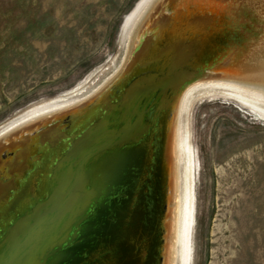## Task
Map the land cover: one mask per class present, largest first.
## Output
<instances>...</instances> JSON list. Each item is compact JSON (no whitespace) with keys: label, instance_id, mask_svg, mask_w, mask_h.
Returning a JSON list of instances; mask_svg holds the SVG:
<instances>
[{"label":"bare ground","instance_id":"6f19581e","mask_svg":"<svg viewBox=\"0 0 264 264\" xmlns=\"http://www.w3.org/2000/svg\"><path fill=\"white\" fill-rule=\"evenodd\" d=\"M208 26L220 29L216 31L218 46L214 44L213 51L207 46L206 55L230 51L232 56L226 66L215 65L205 75L187 81L177 69L185 63L189 49L178 41L182 32L203 31ZM119 35L127 40L126 62L106 88L84 100L88 92L81 89L51 98L0 128V246L10 239L15 225L35 210L39 199L50 196L68 151L69 137L64 132L91 128L105 141L110 131L141 125L138 136L145 144L148 121L162 101L165 109L150 144L125 154L126 158L116 156L117 170L110 168L113 161L103 168V177H113L109 190L117 188L112 191H116L112 211L120 218L111 223L117 236L112 235L110 248L115 251L106 264H190L194 162L182 117L197 89L216 86L233 90L231 99L264 119V0H139L123 20ZM172 43L178 61L160 72L158 82L169 93L152 105L149 94L156 81L142 68ZM163 57L166 61L165 54L159 60ZM132 65L135 69L129 70ZM116 93L124 99L126 115L109 127L113 121L105 120L106 101ZM138 106L143 124L133 120ZM98 120L107 122L97 124ZM99 224L104 226L103 221ZM99 224L88 230V245L101 230Z\"/></svg>","mask_w":264,"mask_h":264},{"label":"rangeland","instance_id":"374dc122","mask_svg":"<svg viewBox=\"0 0 264 264\" xmlns=\"http://www.w3.org/2000/svg\"><path fill=\"white\" fill-rule=\"evenodd\" d=\"M138 1L0 0V128L51 98L106 88L126 62L120 28ZM231 93L199 88L182 117L194 162L190 264H264V119Z\"/></svg>","mask_w":264,"mask_h":264},{"label":"water","instance_id":"95a60500","mask_svg":"<svg viewBox=\"0 0 264 264\" xmlns=\"http://www.w3.org/2000/svg\"><path fill=\"white\" fill-rule=\"evenodd\" d=\"M218 29L220 28L213 29L208 26L203 31L186 30L182 32L178 43L180 42V45L189 49V52L184 61L185 63L180 65L177 72L185 80L190 81L205 75L215 65L226 66L228 64L232 56L230 51L217 52L215 55L211 51L207 55L205 53L207 46L212 48L213 51V45L218 44V34L216 33ZM171 46H173V43L165 50L167 53L160 52V55L164 56L165 54L167 56L166 61L164 57L162 58L166 64H163V60H159L162 56L155 55L152 56L150 62L146 63V68H142L144 71L148 69L147 71L151 73L156 81L154 92L149 94V102L154 101L150 103L152 105L169 93V89H161L158 82L161 79L160 72L167 70V67L172 68L171 66H174L178 61L177 55L172 52ZM168 61H170L169 65H167ZM131 67L129 70L135 69V65ZM106 102L105 120L106 118H112L113 122L108 124L109 127L112 124V127H114V124L121 122L124 118L123 115H126L123 114L124 99L123 97L118 98L116 93L108 97ZM160 104L161 106L152 115L154 117L151 116L148 121V135L145 144H150L159 124L158 118L165 109L162 101ZM116 105H119V108H116ZM109 106H111L110 111L107 110ZM139 108L138 106L135 113L128 110V114L134 113V121H139L142 115V109L140 108L139 111ZM119 112L121 113L118 114ZM105 120H102V122L98 120L97 124L101 122L103 125L107 122ZM140 122L139 124H143ZM139 128H142L141 125L110 131L112 134L105 141L102 137L100 141V135H97L91 128H85L79 133H68V135L64 132L69 137L67 142L68 151L50 196L48 199L39 197L35 210L27 213L25 215L26 220L21 224L15 225V230L10 236L8 235L10 239L7 241L15 248V252L12 258L1 262V264L109 263V256L113 255L115 251L112 250V247L110 248L111 238L112 235L117 236L115 230H113V233L111 231V223L119 222L120 218L119 216L114 217L112 211L116 192L112 193V191L117 188L115 186L109 190L110 186L112 187L111 183L113 181L111 178L113 177L111 175L110 177H103V168L113 161V168L109 166L113 171L114 169L117 170L120 166V157L125 156L124 158H126L125 154L130 155L134 150H141L145 146L138 136ZM38 153H40V150H38ZM145 154L148 156L149 161V148ZM116 156L119 157L117 161L115 160ZM108 190L111 192L109 195H107ZM47 208L50 211H46ZM44 210L46 213L44 217H38ZM123 213L125 214V212ZM103 214L106 217L102 218L101 215ZM32 218L36 220L32 230L33 233L29 234V232H26V225L29 222L28 220ZM101 221L104 222L103 227L99 224ZM98 224L101 230L97 231L96 238L88 245L86 242L89 235L88 230L90 231L93 226ZM105 230L109 232H107V235L104 233ZM7 242L5 240L3 245L0 246V254L3 253Z\"/></svg>","mask_w":264,"mask_h":264}]
</instances>
